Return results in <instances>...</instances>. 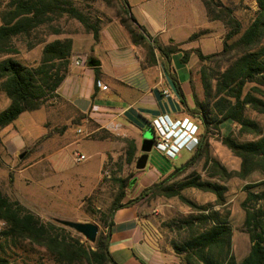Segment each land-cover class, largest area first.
Listing matches in <instances>:
<instances>
[{
  "label": "trees",
  "instance_id": "16d2710c",
  "mask_svg": "<svg viewBox=\"0 0 264 264\" xmlns=\"http://www.w3.org/2000/svg\"><path fill=\"white\" fill-rule=\"evenodd\" d=\"M105 1L115 7V19L127 30L132 42L146 51L148 62H155L158 50L165 57L168 69L172 54L182 51L184 61L195 53L199 61L218 65L211 74L206 69L202 70L204 97L200 100L195 93L194 108L188 106L178 80L170 75L188 115L195 121L199 120L203 127L201 135L199 131L198 145L187 161L175 165L166 177L144 188L137 197L126 202H123L127 196L126 192L128 189L132 190L134 185L126 179H120L118 195L113 200L106 218L104 215L101 218L105 228L99 230L93 244H86L78 237L66 235L63 233L64 225L44 221L19 200L6 196L1 188L0 221L5 222V228L0 237L4 236L15 242L28 240L43 247L54 264H119L110 251L115 212L147 196L178 197L197 211L196 214L182 219L180 227L185 233L181 243L174 244L176 252L183 254V264H264V206H256L264 200V131L262 126L247 114L248 105L258 113L264 114V0H257L256 16L246 26L235 16L234 8L222 0H202L209 19L221 21L229 28L223 39L222 49L207 54L200 47L182 50L178 45L161 44L158 38L151 36L145 26L139 23L128 0ZM64 15L78 20L85 30L92 32L98 40L101 24L75 5L73 0L9 1L0 25V55L6 56L0 60V88L6 93L10 103L0 112V129L15 122L24 112L39 110L46 98L59 95L57 90L70 69L72 37L43 40L42 42L46 43L41 62L37 66L27 65L12 55L18 52L15 40L20 36H31L39 31L40 27L49 25L50 34H61V28L51 24ZM205 33L206 31L201 29L191 38L195 39ZM95 69L98 76L100 70L98 67ZM79 114L90 117L87 114ZM225 122L239 124L241 137L253 136L252 139L240 140L229 131L221 138L223 145L241 158V168L237 174L242 178H247L254 172L263 175V180L258 184L247 186V189H251L260 185L262 189L259 192L248 190L242 202L245 225L252 245L249 253L240 262H237L231 251L233 228L229 222L230 211L227 209V186L204 180L200 174L191 173V170L203 161L204 165L211 163L209 177L226 180L232 175L217 158L210 156V140L216 132H221V126ZM151 129L154 132V128ZM136 151L134 146L130 153L131 161ZM183 174L186 176L180 178ZM187 188L214 193L216 204L220 205V208L214 210L212 205L197 204L183 194ZM0 261L1 264L7 262L3 258H0Z\"/></svg>",
  "mask_w": 264,
  "mask_h": 264
},
{
  "label": "rangeland",
  "instance_id": "374dc122",
  "mask_svg": "<svg viewBox=\"0 0 264 264\" xmlns=\"http://www.w3.org/2000/svg\"><path fill=\"white\" fill-rule=\"evenodd\" d=\"M9 1L0 0V25ZM222 1L234 8L235 16L242 20L244 26L256 16L257 0ZM73 2L93 19L98 20L101 26L115 19V7L105 0H73ZM51 26L61 28L62 33L50 34V26L46 25L40 27L39 31L31 36H20L15 40L18 52L12 56L27 65L37 66L41 62L42 51L46 43L42 42L43 40L52 41L56 38H65L85 30L82 23L67 15L53 21ZM228 31L229 28L221 22V25L217 23L212 32H206V34L210 33L207 38L209 45L204 48L206 54L222 49L223 39ZM141 50L146 59V51L143 48ZM5 57V55H0V60ZM217 67L216 63L199 61L198 82L202 84L203 69L211 74ZM202 95L204 97V88ZM9 103L10 100L6 93L0 88V112ZM25 113L8 125L9 128L14 125L25 138L31 140L27 146L18 151L19 153L7 151L1 135V130L5 127L0 129V188L3 193L12 200H19L17 195L25 203L34 204L33 208L27 207L46 222L53 221L58 224H62L58 220L90 222L96 224L99 230L104 229L101 218L103 215L106 218L113 200L118 195L120 179L132 182L131 184L135 187L137 176L143 170L136 167L138 158L144 154L142 132L127 124L116 123L112 126L98 119L83 117L59 95L46 98L39 110ZM247 114L255 119L264 131V114L253 110L249 105ZM196 122L200 126L201 135L203 127L199 120ZM239 128L240 125L237 123L225 122L221 126V132H216L210 140V156L217 158L227 171L232 173L229 178L221 180L219 177H209L211 163L204 165L203 161L191 170V173L200 174L204 180L219 182L227 186V209L230 211L229 222L233 228L231 251L237 262L242 261L252 245L248 228L245 225V211L242 202L248 190L259 192L262 189L260 185L251 189H247V186L258 184L263 180L260 172H254L247 178L240 177L237 172L241 168V158L221 141L222 136L227 135L229 131L240 140L253 138V136L241 137ZM150 130L152 129L145 131L144 139L151 138ZM134 146L137 151L131 161L130 153ZM152 152H155L154 149ZM21 154L23 157L25 155V158L21 157ZM79 155H85L86 159L79 160ZM190 156L191 152L184 150L178 157L171 160L181 163ZM185 176L186 174H183L180 178ZM133 189L127 190V196L123 202L137 197L133 196ZM183 194L199 205H212L211 208L214 210L220 208V205L216 204V195L212 192L187 188ZM140 201L142 206L151 207L150 210L153 211V217L144 223L150 226L159 245L166 251L167 246L174 249L176 257L179 258L178 263L183 264V254L176 252L174 244H180L185 233L180 227L183 223L182 219L190 214H196L197 211L178 197L153 198L147 196ZM260 205L264 206V200L256 206ZM64 226L63 233L66 235L78 237L86 244L94 243L78 231ZM4 228L5 225L2 226L0 234ZM0 258L7 260L5 264H54L43 247L30 243L28 240L15 242L4 236L0 237Z\"/></svg>",
  "mask_w": 264,
  "mask_h": 264
},
{
  "label": "crops",
  "instance_id": "0c3cea01",
  "mask_svg": "<svg viewBox=\"0 0 264 264\" xmlns=\"http://www.w3.org/2000/svg\"><path fill=\"white\" fill-rule=\"evenodd\" d=\"M128 1L133 14L151 36L163 45H178L182 50L200 47L204 51L209 45L210 33L195 39L192 35L201 29L212 32L217 23L221 25L220 21L209 19L202 0ZM70 37L73 39L70 69L57 93L76 112L112 126L116 123L133 126L142 132L143 142L145 131L152 128L155 119L166 115L174 122L189 116L171 74L178 80L189 107H195V93L203 99V86L197 75L199 58L195 53L187 61L183 60L182 51L173 53L168 66L170 71L158 50L155 62L150 63L117 19L101 27L98 40L86 30ZM92 58L99 65L90 66ZM76 60H80V64H76ZM95 67L100 70L98 76ZM1 135L10 153H19L31 142L14 125L6 126ZM154 151L149 153L145 168L137 176L133 196H138L144 188L166 177L175 165L190 158L178 163ZM20 201L33 208L34 204ZM150 209L139 201L115 212L110 251L119 264H179L174 249L167 246V251L164 250L150 226L144 223L153 217Z\"/></svg>",
  "mask_w": 264,
  "mask_h": 264
},
{
  "label": "built area",
  "instance_id": "2783aa9c",
  "mask_svg": "<svg viewBox=\"0 0 264 264\" xmlns=\"http://www.w3.org/2000/svg\"><path fill=\"white\" fill-rule=\"evenodd\" d=\"M80 64V60H76ZM100 86L107 88V86ZM154 133L156 134L153 149L166 158H176L183 150L193 151L199 142V125L190 116L182 120L171 121L168 116H161L152 123ZM79 160L86 159L85 155H79ZM5 225L0 221V230Z\"/></svg>",
  "mask_w": 264,
  "mask_h": 264
},
{
  "label": "water",
  "instance_id": "95a60500",
  "mask_svg": "<svg viewBox=\"0 0 264 264\" xmlns=\"http://www.w3.org/2000/svg\"><path fill=\"white\" fill-rule=\"evenodd\" d=\"M89 65L90 66H97L99 65V62L95 59H90L89 60ZM151 138L150 139H144L143 143H142V151L144 152V154H142L136 163V167L138 169H144L147 161H148V156L149 153L152 151L153 149V145H154V134L153 130L149 131ZM21 157H23V154H21ZM60 223L78 231L79 233L83 234L89 241L91 242H95L98 236V232H99V227L94 224V223H90V222H78V221H70V220H58Z\"/></svg>",
  "mask_w": 264,
  "mask_h": 264
}]
</instances>
